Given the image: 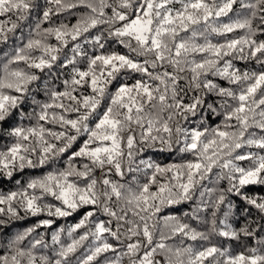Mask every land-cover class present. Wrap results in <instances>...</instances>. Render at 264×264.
<instances>
[{"label": "snow or ice", "instance_id": "6c2138e0", "mask_svg": "<svg viewBox=\"0 0 264 264\" xmlns=\"http://www.w3.org/2000/svg\"><path fill=\"white\" fill-rule=\"evenodd\" d=\"M0 17V181L50 169L0 192V237L43 217L0 264H264V0H0Z\"/></svg>", "mask_w": 264, "mask_h": 264}, {"label": "trees", "instance_id": "16d2710c", "mask_svg": "<svg viewBox=\"0 0 264 264\" xmlns=\"http://www.w3.org/2000/svg\"><path fill=\"white\" fill-rule=\"evenodd\" d=\"M42 2V0H41ZM0 19H4L2 17H0ZM71 20L72 23L75 22V17H70L69 18ZM59 22V21H57ZM67 22V21H66ZM45 27L47 25H44ZM243 34L242 32H238L236 33V35H241ZM232 35V34H230ZM216 40H222V38H214V42ZM54 42V41H52ZM110 48L115 47V49L117 51H124L123 48L114 45V44H110L109 45ZM21 67H24L23 65H20ZM238 66L243 67V62H238ZM252 67H258L257 65H255V63L253 62L251 64ZM131 82V81H130ZM27 123V122H25ZM51 127V126H50ZM8 142L7 138H2L0 139V146H3L4 144H6ZM82 142V140L80 141ZM78 147V145H77ZM252 151H256V149H252ZM161 163H169L172 162V160L174 159L173 157H165L164 155H160L158 157H156ZM66 159V157H65ZM245 164H247V162H244ZM59 167H63V162H60L58 164ZM50 169H27L25 170L22 174H16L15 177L11 180L5 179L3 181H0V192H8L10 190H16V188L18 187L16 181H21V182H26L28 179L35 177V176H39L42 175L43 172L48 171ZM219 188H226L227 187V181H222L220 183V185H218ZM248 192L249 194L252 195H264V186H250L248 188ZM233 203H234V207L231 210V214L228 217L229 219V223H232L233 226L237 229H239L240 227H243L245 223H247V220L245 219V216L247 214L243 213V209L245 207H247L242 201H239L238 198H234L233 199ZM239 207V211L237 210V207ZM190 207L189 206H184L182 209H180L179 211L176 210H165L164 214H176V215H182V213L184 211H189ZM220 215L222 216V213H220ZM43 217H27L23 220H19V221H14L12 222L4 231V234L2 237H0V240H6L8 238H11L14 234H16L17 232H21L24 229H26L27 227L32 226L33 224H35L37 222L38 219H41ZM255 217V210L252 211V214L250 216H248V219H254ZM209 219H210V213H209ZM74 222V220H70L69 223ZM185 222H188L192 225V227L197 228V230L200 231H207L208 227L210 225L208 224H204L202 222L199 221H192L190 219H186ZM64 221H59L58 224H63ZM255 225H253L254 227ZM38 231H44L43 229H39ZM38 238V236H37ZM47 240L50 241V233L46 234L45 237ZM27 241L24 242V245H27ZM188 243H192V242H188ZM213 243H217L219 245H221L222 247H226L228 248L233 254L244 251L246 248H250V247H259V245L256 243L255 239L249 238L247 240H245L244 238H241L240 242L237 241H228V240H224L223 238H214L213 239ZM39 251H46L43 249H40ZM124 264H127V260L125 259Z\"/></svg>", "mask_w": 264, "mask_h": 264}]
</instances>
